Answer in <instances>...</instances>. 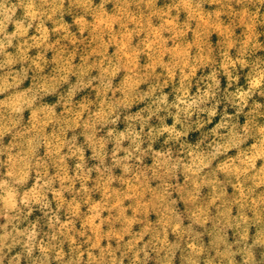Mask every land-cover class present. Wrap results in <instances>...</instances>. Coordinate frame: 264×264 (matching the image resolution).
<instances>
[{
  "label": "clouds",
  "instance_id": "9594fccd",
  "mask_svg": "<svg viewBox=\"0 0 264 264\" xmlns=\"http://www.w3.org/2000/svg\"><path fill=\"white\" fill-rule=\"evenodd\" d=\"M157 2L118 0L114 6L120 11L113 19L107 8L111 0H0V264H264V256L254 251L264 247V103L253 100L264 97V59L257 55L264 45L253 30L264 27V0H235L255 7L254 12L244 9L248 37L236 57L231 54L238 43L234 31L216 52L196 15L206 3L219 5L206 12L213 20L215 13L219 19L226 12L236 15L232 0H173L165 10ZM173 11L176 23L167 27L163 21ZM181 12L187 16L183 23L178 22ZM153 17L160 18L158 26ZM98 18L111 31L95 25ZM154 27L161 31L152 38ZM125 31L131 34L129 50L139 51L131 71L112 43ZM196 31L206 46L194 43ZM53 34L59 38L50 42ZM146 37L152 39L150 56L144 52ZM90 41L100 45L98 54L80 55ZM54 45L66 56L75 55L61 64ZM33 49L39 50L35 56L29 54ZM49 52L54 53L52 74L46 71ZM150 58L156 67L146 72ZM209 69L203 75L201 70ZM244 69L248 87L230 91ZM221 74L227 78L224 88ZM78 94L85 98L78 100ZM241 116H246L243 123ZM121 121L125 126L118 130ZM192 133L200 138L189 141ZM161 138L176 149L158 150L154 146ZM69 160L75 161L71 168ZM205 188L210 190L206 200ZM229 189L238 194L230 196ZM94 193L101 198L93 200ZM180 201L192 206L187 226L177 210ZM36 210L47 218L43 236L38 221L28 222ZM150 212L158 214L155 225L133 231L143 224L141 214ZM253 228L256 238L250 239ZM230 230L239 239L229 242ZM205 235L211 237L210 247ZM16 248L20 251L13 254Z\"/></svg>",
  "mask_w": 264,
  "mask_h": 264
},
{
  "label": "rangeland",
  "instance_id": "374dc122",
  "mask_svg": "<svg viewBox=\"0 0 264 264\" xmlns=\"http://www.w3.org/2000/svg\"><path fill=\"white\" fill-rule=\"evenodd\" d=\"M13 2L15 3L16 0H13ZM172 2H173V0H158V2L156 4V7L158 9L165 10L168 6H170L172 4ZM99 3H100V0H96V4H99ZM115 3H118V0H111V3H109L107 5L109 13L110 14H114L113 17H112L113 19H116V15H118L119 11H120L118 8H115V6H114ZM246 6H247V9H248L249 12H254L255 11V7L253 5H251V4H247V5L239 4L238 5V4L235 3V0H232L231 7H232L233 11L236 13V15H232V13L226 12V13H222L221 18L219 19L220 13H215L214 15L216 16V19L213 20V19L210 18L209 14L206 13V12L214 13L216 10L219 9V5L218 4H209V3H206L205 6H204V11L205 12L204 11H200L199 13L196 14L197 18L199 20V27L205 30L204 37H206L207 33L210 32V37H209L208 43H209V46L212 47L216 52H218L221 44H227L229 42L228 40L225 39V37H227L228 34L231 32V30H233L234 31V39H236L238 41V43H237V46L231 50V54H232L233 57H236L239 54V46H240V44H242V42L245 39H247V37H248V33H247L248 17L244 13V9H245ZM133 11H135L134 8H133ZM176 14L177 13L175 11H173L172 13L167 15L165 17L164 21H163V24L165 26H167V27H171L172 25H174L176 23V21H175V19L172 16H175ZM20 15H22V10L18 11V13H17L18 17ZM260 18L264 19V7H261V9H260ZM89 19H91V18L89 17ZM189 19H191V17ZM241 20H243V23H241ZM65 21L70 23V24H72L71 30L74 33H78V26H76L73 23L71 17L66 16L65 17ZM132 21L133 22L135 21L134 17L132 18ZM185 21H187L186 13L181 12L178 22L183 23ZM160 22H161V20H160L159 17H153L152 23H153L154 26H158ZM100 24H104L105 28H108V24L105 23L102 19L98 18L96 20V22H95V25H100ZM47 26L50 29L53 27L51 22H49ZM12 30H13V27L10 26L9 27V31H12ZM253 30L259 36V41L258 42L260 44L264 45V27L254 26ZM108 31H111V29L108 28ZM160 31H161V29L159 27L152 28L150 30L151 37L155 38L157 35L160 34ZM32 34H34V29H33V31H31L29 33V35H32ZM204 37L201 36V33L199 31H196L195 37H194V43L196 45H198V46H206L207 45V40ZM58 38H59L58 35L53 34L50 37V42H54ZM130 39H131V34L128 31H125V32L120 34L118 39L112 41V43L114 45H118L119 46V48H120L119 55L123 57L124 62H125V67L129 71H131V70H133L135 68L136 57L139 55L138 49L131 50V51L129 50L127 45L129 43ZM61 43H62V45L67 46L70 51L72 50L73 46L68 41H61ZM143 44H144V52H145V54L150 56L151 47H152V39L146 37L144 42H143ZM54 47H56L58 57L62 58V59H60L58 61L61 64H63V62L65 60H67L69 57L75 55V52L72 51V52H68V54L66 56L65 55V51L66 50L63 47H60L59 45H54ZM99 48H100L99 44H94V43H92L90 41V45L85 44L80 49V53L79 54L80 55H84L86 51L91 50L93 55H96V54H98V49ZM9 51H14V49H9ZM38 51L39 50H37V49H33L29 54L32 55V56H35L38 53ZM114 51H115V48L113 46V47H111V49L109 51V55H111ZM161 51H164V49L162 48ZM53 55H54L53 52H49L48 55H47V59L49 60V66H48V68H46V71H48L49 74H52V72L54 71V65H52V63H51V59H52ZM257 55H259L261 59H264V51L258 50L257 51ZM251 58L254 59L255 57H251ZM217 59H219V58L217 57ZM218 66H219V64H217V67ZM155 67H156L155 58H150V63L145 65V71L147 72L149 69L155 68ZM237 67H239V66H237ZM201 71H202L203 75L207 76L208 72L210 71V69L208 71H204V70H201ZM247 72H248V69H244V70L239 71V75L241 77L240 82H239L238 85H233V87H232V89H230V91L234 90L238 86H242L245 89L248 87V83H247V79H246ZM93 74H95V73H93ZM219 78L221 80V88H224L226 86V84H227V78L223 74H221ZM197 79H199V77H197ZM73 82H75V78H73ZM25 86H27V85H25ZM67 87H68V85H65L64 89L66 90ZM201 87H203V85H201ZM81 95H83V94H81ZM92 95H93V93L90 92V91L87 93L88 97H90ZM83 98H85V97H81L80 94H78V97H77L78 100L79 99H83ZM217 98L221 100V102H222L221 103V109H223L225 107V104L223 102V96H218ZM0 99H3V97H0ZM253 100H255L257 102H260V103H264V97H260L259 95L253 97ZM253 100L249 101L248 108L245 109V114L252 107ZM45 102H54V98H46ZM135 110L136 109L134 108L133 111H135ZM262 111H264V109H262ZM228 112L230 114H232V113H234V109L231 108V107H228ZM245 118H246V116H244V117L241 116V118H240L241 123L244 122ZM205 119H206V117H205ZM218 119H219V114H218V116L216 118H214V122H215V120H218ZM171 122L172 121L170 119L167 121V123H169V124H171ZM261 122L264 123V120H261ZM151 123L153 125H157L158 124V122L155 119H153V121ZM124 126L125 125H124L123 121H121V123L118 125V130H123ZM209 127H211V126H209ZM101 134H103V133H101ZM199 138H200V136H199L198 133H192L188 137V140L194 142V141L198 140ZM7 139H10V137L6 138L5 142H7ZM163 139L164 138H161L159 141H157V143H156V145L154 147H156L158 150H165L169 146L173 147L174 150L176 149V145H164L163 144ZM79 142L83 143V137H80ZM125 146H127V144H125ZM111 148H112V145H109V151L111 150ZM121 155H123V153H121ZM90 156H91L90 150H86V159H89ZM74 163H75L74 160H69L68 161V164H69L70 168L74 166ZM94 163H95V161H91L89 159V166H92ZM149 163H150V161H149ZM116 174L119 175L120 174L119 171H117ZM95 176H96V174L93 173V178L94 179H95ZM114 186H120V185H114ZM77 187H79V185H77ZM203 193H204V195H203L202 198L205 199V200L208 199L209 195H210V190L205 188L203 190ZM229 193H230V196H235V195L238 194L232 189H229ZM68 198L70 199L71 197H68ZM100 198L101 197H100L99 193H94L93 194V200H99ZM50 199H51V197H50ZM128 203H130V202L126 201L125 202V206H127ZM53 207H55V204H53ZM177 210L184 217V225L187 226L188 223H190L189 214L192 211V206L190 204H187L186 202L180 201L178 203V205H177ZM86 211H87L86 206H83L82 207V212L86 213ZM213 214H215V210L214 209H213ZM233 214H235V210H234ZM103 215L105 217H107L108 213L105 212ZM127 215L129 217L132 216L131 210L128 211ZM249 215L251 216L250 212H249ZM60 216H61L62 220L65 219V213L63 211L60 213ZM141 216L143 218V224L134 225L133 231L142 230V227L144 225L148 224V223H151V224L155 225L156 220L158 219V214H156L155 212H150L147 216H144V214H141ZM37 221L39 222V226H40V228L42 230L41 231V235L43 236L44 233L48 231V229L46 227L47 218L44 217L39 210L34 211L33 215L29 218L28 222H37ZM3 222H4L3 220H0V223H3ZM96 222L98 223V221H96ZM23 226L24 225H22V227ZM116 227L119 228L120 225L117 224ZM76 228L78 230L81 229V222L80 221H77ZM102 230L106 232L108 230V226L105 225ZM198 230L199 231H203V229H198ZM208 231L209 232L211 231V225L208 226ZM87 235H92L90 229L87 230ZM229 237H230L229 242H232L233 240L239 239V236L236 235L231 230L229 231ZM255 238H256V229L253 228L251 236H250V239H255ZM77 239H78V242H82L83 241V238L78 237ZM124 239L126 241L127 239H129V237L125 236ZM147 239H148V236H145V240H147ZM169 239L172 240V239H174V237H172L170 235ZM210 240H211L210 236H208V235L204 236L203 242H204L206 247H210ZM112 243H113V247H115L116 246V241L113 240ZM106 244H107L106 240L102 241V246H105ZM85 247H86V245H85ZM67 250H68V246L66 244L65 245V251H67ZM17 251H20V249L19 248L14 249L13 254H15V252H17ZM254 251H257V252L260 253V255L264 256V247H259L258 246L256 249H254ZM118 255H119V253H118ZM153 255H155V254H153ZM177 256L179 258L180 253H178ZM237 260L239 261L240 257H237ZM5 264H7V261H5ZM53 264H55V262H53ZM125 264H128L127 260L125 261ZM181 264H183L182 261H181Z\"/></svg>",
  "mask_w": 264,
  "mask_h": 264
}]
</instances>
